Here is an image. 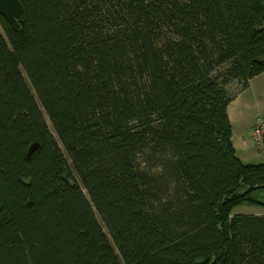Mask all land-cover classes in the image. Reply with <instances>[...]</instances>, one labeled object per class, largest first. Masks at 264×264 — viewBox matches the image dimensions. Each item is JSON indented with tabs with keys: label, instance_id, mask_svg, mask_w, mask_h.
<instances>
[{
	"label": "trees",
	"instance_id": "16d2710c",
	"mask_svg": "<svg viewBox=\"0 0 264 264\" xmlns=\"http://www.w3.org/2000/svg\"><path fill=\"white\" fill-rule=\"evenodd\" d=\"M263 1L0 15V264H264V215L232 216L263 205L264 164L228 114L264 73Z\"/></svg>",
	"mask_w": 264,
	"mask_h": 264
},
{
	"label": "crops",
	"instance_id": "0c3cea01",
	"mask_svg": "<svg viewBox=\"0 0 264 264\" xmlns=\"http://www.w3.org/2000/svg\"><path fill=\"white\" fill-rule=\"evenodd\" d=\"M237 104V105H236ZM234 106L235 109H234ZM264 112V73L250 82L247 90L241 92L235 101L231 103L228 109V114L233 128L232 144L235 150V155L244 165H250L248 162L257 158V154L251 152V147L254 146L251 137L252 128L258 118H253V112ZM234 118V119H233ZM235 122L239 126L238 135L242 137L243 142H235ZM250 149H247V148Z\"/></svg>",
	"mask_w": 264,
	"mask_h": 264
},
{
	"label": "water",
	"instance_id": "95a60500",
	"mask_svg": "<svg viewBox=\"0 0 264 264\" xmlns=\"http://www.w3.org/2000/svg\"><path fill=\"white\" fill-rule=\"evenodd\" d=\"M262 11L264 17V1L262 3ZM0 15L7 20L16 30L21 29V23L25 20L26 11L20 0H0ZM40 144L36 143L31 146L28 156L31 157L37 150ZM257 201L264 205V191L256 196Z\"/></svg>",
	"mask_w": 264,
	"mask_h": 264
},
{
	"label": "rangeland",
	"instance_id": "374dc122",
	"mask_svg": "<svg viewBox=\"0 0 264 264\" xmlns=\"http://www.w3.org/2000/svg\"><path fill=\"white\" fill-rule=\"evenodd\" d=\"M238 88H239L238 85L235 84L232 86L230 92L233 93ZM235 107L236 106H234V109H235ZM252 117L264 119V112H261V113L259 111L253 112ZM234 124H235V135H236V137H235L236 142L235 143L238 144L239 141L243 142V139H242V137L240 138V136L238 135L241 132L238 133L239 126L237 125V122H235V120H234ZM247 149H250V148L248 147ZM251 152L253 154H257L258 157L254 158L253 160H250V162H248V164H250V165H262V164H264V154L263 153H258L254 146L251 147ZM140 161H142V160H140ZM239 214L264 215V205L248 204V203L239 205L232 210V216H236Z\"/></svg>",
	"mask_w": 264,
	"mask_h": 264
},
{
	"label": "built area",
	"instance_id": "2783aa9c",
	"mask_svg": "<svg viewBox=\"0 0 264 264\" xmlns=\"http://www.w3.org/2000/svg\"><path fill=\"white\" fill-rule=\"evenodd\" d=\"M251 137L256 151L264 154V119L258 118L256 120Z\"/></svg>",
	"mask_w": 264,
	"mask_h": 264
}]
</instances>
